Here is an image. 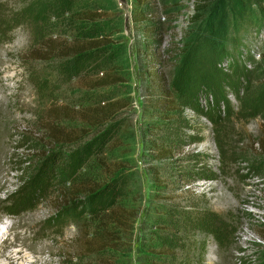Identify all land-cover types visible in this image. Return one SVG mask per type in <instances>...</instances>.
Here are the masks:
<instances>
[{"label":"rangeland","instance_id":"374dc122","mask_svg":"<svg viewBox=\"0 0 264 264\" xmlns=\"http://www.w3.org/2000/svg\"><path fill=\"white\" fill-rule=\"evenodd\" d=\"M57 1L0 0V264H98L77 242L93 232L78 185L117 174L137 217L120 253L99 254V264H264V0H215L196 25L191 0H148L143 23L132 0H109L123 80L99 90L30 58L46 39L72 38ZM217 13L222 47L206 29ZM204 84L218 101L198 92ZM108 97L126 105L121 128L69 180L57 156L74 144L51 127L83 129L80 115ZM53 107L73 118L49 116ZM101 133L90 127L82 143Z\"/></svg>","mask_w":264,"mask_h":264},{"label":"trees","instance_id":"16d2710c","mask_svg":"<svg viewBox=\"0 0 264 264\" xmlns=\"http://www.w3.org/2000/svg\"><path fill=\"white\" fill-rule=\"evenodd\" d=\"M77 1H57V6L62 11V15L67 16L65 25L67 23L71 24L69 29L70 35L72 31V38L69 40L46 39L38 48L30 52V58L44 62L57 61L58 69L65 78L90 77L87 82L92 89L99 90L117 85L123 79L119 77L116 65H119L118 63L125 51L122 39L116 36L118 30H116L115 19H108L110 17L108 13L110 11V7H108L109 0H87L83 8L74 10ZM191 1L194 4V14L190 17V21L193 25L199 22L202 23V18L209 14L210 6L215 0ZM132 3V20L137 23L147 22V17L150 16L149 13H146V9L149 8L148 0H132ZM211 17H213V14L210 13ZM216 19L219 22L216 23ZM220 22H222V19L219 18L217 13L214 20L208 23L206 29L214 36V46L219 45L222 47L226 32L224 25L222 26ZM260 57L262 63H259L264 66V53ZM240 74H243V72H238V76ZM198 90V92H201V90L211 91L215 94L214 99L216 101L220 99L213 87L210 88L204 84ZM165 94L168 95V92H165ZM123 102L119 99L106 98L90 110L84 111L80 115L83 129L64 130L51 127L53 138L60 140L61 145L65 143L74 144V149L66 155H55L57 160H65L66 171L70 174L69 180H73V176L87 162L95 157L102 156L105 147L118 134L121 123L115 124L114 119L117 113L126 108ZM256 108L259 111L257 106ZM260 110H262L261 106ZM48 115L51 117L57 116L59 119H72L74 114L66 107L62 109L53 107L49 109ZM262 117L264 120V113ZM90 127H100L102 133L90 141L82 143L83 138L90 134ZM262 127L263 138L259 140V145L261 152L264 154V125ZM127 185V179L121 174H117L108 183L98 187H90L86 184L78 185L80 188L79 195L84 197L83 204L91 208L89 212L92 225L89 227L90 229L93 228V232L89 231L91 233L90 239L78 240L77 242L82 243V249L86 251L87 256L99 257L97 259L98 264L99 254L104 252L120 253V241L124 238V235L131 236L134 229L137 213L129 208L127 204L122 205L121 203V198H124V195L121 194ZM83 189H86V191L82 192ZM258 235L264 239L263 233H258Z\"/></svg>","mask_w":264,"mask_h":264},{"label":"bare ground","instance_id":"6f19581e","mask_svg":"<svg viewBox=\"0 0 264 264\" xmlns=\"http://www.w3.org/2000/svg\"><path fill=\"white\" fill-rule=\"evenodd\" d=\"M253 218H255V217H253ZM25 258V257H24ZM21 259V257H19V260ZM23 259V258H22ZM18 260V261H19ZM33 262L31 261L30 262V264H32ZM1 264H16V262L15 261H11L10 262V259H9V257H7V256H5L4 257V259L3 260H1Z\"/></svg>","mask_w":264,"mask_h":264},{"label":"built area","instance_id":"2783aa9c","mask_svg":"<svg viewBox=\"0 0 264 264\" xmlns=\"http://www.w3.org/2000/svg\"><path fill=\"white\" fill-rule=\"evenodd\" d=\"M121 7V6H120Z\"/></svg>","mask_w":264,"mask_h":264}]
</instances>
